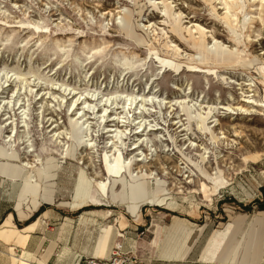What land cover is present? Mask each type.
Wrapping results in <instances>:
<instances>
[{
  "label": "rangeland",
  "instance_id": "obj_1",
  "mask_svg": "<svg viewBox=\"0 0 264 264\" xmlns=\"http://www.w3.org/2000/svg\"><path fill=\"white\" fill-rule=\"evenodd\" d=\"M155 1L162 3L153 6V0H0V125L5 126L0 145L6 150V156H0V214L10 210L20 234L31 229L32 242L45 236L48 242L57 241L69 254L90 249L100 230L110 225L109 252L133 251L142 263L136 248H148L158 255L195 243L193 254L198 255L199 263L264 264V0L262 7L259 0ZM240 3L241 9L237 8ZM166 4L173 13L171 17L161 11ZM124 8L132 10L135 33L145 42L136 43L120 31L118 17ZM105 10L110 15L104 14ZM227 11L238 42L223 18ZM259 11L262 21L257 18ZM246 13L256 18L244 26ZM176 16L179 23L174 20ZM142 24L151 29L142 30ZM194 24L207 30L204 38L208 45L214 37L229 49L237 48L238 65L198 61L186 32ZM167 41L177 45V56L164 46ZM189 56H193L192 61ZM241 59L251 60V64L241 66ZM65 86L83 94L87 90L100 91L101 103L113 92L119 93L120 105L126 103V94L154 95L161 103L163 99L167 102L161 105L160 113L152 103L144 114L151 124L152 120L162 123L163 118L170 134L175 127L173 118L181 113L177 109L173 114V105L176 99L186 96L183 92L189 91V98L201 106L242 105L248 109L234 110L232 114L213 111L206 122L217 135L215 142L194 124L193 132L177 138L162 129L149 131L146 126L152 140V132H160L166 140L152 146L157 154L142 144L146 161L136 164L166 178L169 195L160 203L141 204L136 215L128 211L129 201L111 199L109 193L98 196L100 206L90 203V198H79L76 159L61 158L62 149L58 151L59 147L50 145L59 164L52 181L54 201L40 205L25 195L32 188L13 168L43 155L33 136L26 140L25 132H31L38 123L44 98L55 105L54 109L62 104L68 108L71 93H63L64 102L68 100L65 103L51 96ZM247 96L258 105L244 104L242 100ZM7 116L14 119L18 132L19 140L13 148L3 138L12 135L13 124L8 123L11 120H6ZM182 123L187 125L185 118ZM135 127L131 125V134ZM102 135L104 139L98 141L96 152L83 147L76 154L87 161L91 159L86 163L88 174L97 172L99 179L107 176L102 162L107 137ZM190 141L195 145L191 146ZM131 142L132 139L126 141L124 148H132ZM30 148L34 151L26 153ZM14 150L18 159L9 157ZM201 169L216 178L205 177ZM151 186H155L153 181ZM94 189L95 185L89 184L83 192ZM118 189L119 186L115 188ZM13 243L0 242V264L25 259L26 255L17 252ZM122 243L131 246L125 249ZM255 249L259 257L254 260Z\"/></svg>",
  "mask_w": 264,
  "mask_h": 264
},
{
  "label": "bare ground",
  "instance_id": "obj_2",
  "mask_svg": "<svg viewBox=\"0 0 264 264\" xmlns=\"http://www.w3.org/2000/svg\"><path fill=\"white\" fill-rule=\"evenodd\" d=\"M151 0H148L150 2ZM231 2L233 0H230ZM257 1V0H255ZM260 1V7H262L263 0ZM153 6L155 4L162 3V1L156 2L153 0ZM237 8H243V4L240 3ZM228 9V6L226 7ZM163 15L168 17L173 16L171 12V8L168 4L164 5L161 9ZM118 13V11H116ZM228 11L226 15L223 17L225 19V23L229 26L230 30L233 33L234 39L236 42L239 41L238 35L236 33L235 28L231 25V22L228 21ZM104 14L110 15L109 11H104ZM249 13H246L243 16V25H250L256 17L248 16ZM259 21H262L260 18V11L258 12ZM175 22L179 23L180 18L176 16L174 18ZM19 23L21 20L18 21ZM139 24L137 23V26ZM142 30L151 29L150 25L142 24ZM118 27L124 36L131 38L136 43L145 42L142 36H138L136 32L135 22L132 19V10L129 8H124L121 11L120 16L118 17ZM188 33V39L190 40L191 47L196 50V59L200 62H208L212 60L213 64L225 65L235 67L238 65V61H236V57L239 56V50L237 48L229 49L224 46L222 43L218 42L213 37V42L208 45L205 40V34L207 30L199 25L194 24L189 29L186 30ZM194 34H198L195 36ZM248 38V37H247ZM171 41H167L164 43V46L167 49H170L174 56L179 54V48L177 45L170 44ZM157 57V56H156ZM188 60L192 61L193 56H189ZM236 61V62H235ZM241 66H248L251 64V60L241 59ZM127 65V64H124ZM132 66V65H129ZM179 65L177 64V69ZM198 71V70H188ZM244 85H251L250 83H245ZM175 89L180 90V87H175ZM55 90V89H54ZM56 93H51L52 98L59 102L65 103L68 100L65 99L64 96L66 94H70L68 108L65 107V104L61 106L58 105L57 109H54L53 104L44 98L40 103V111H39V120L38 123L32 128L31 132H25L27 136L25 137L27 141H29V137L33 136L36 144H39L43 155L38 157V155L34 156V162L25 161L23 164L16 166V169L19 173L23 174L24 181L29 183L32 187H37L39 190L37 193L30 195L33 200L37 202L41 201H53V178L56 176L55 170L58 167L57 157H54V153L49 148L50 145H54L55 147H59L58 151L61 149V154L63 159L68 157H73L76 159L77 164L79 166V179L78 185L80 187L79 198H90L91 202L98 203L97 196H107L109 193V197L113 199L114 197H119L122 201H129L130 204L127 205L128 211L131 214L136 215L138 213L139 207L141 204L146 202H162L163 198L168 194L166 183V178H161L157 176V173H153L150 169H142L136 163L137 162H145L146 154L141 150L140 146L142 144L149 145L152 151L157 154V150L155 147H152L155 143H162L166 139L159 133H154V139L152 140L148 136V131H154L158 129H162L164 131H168L169 124L166 126V121L161 118L162 123H157L150 118L147 119L145 116V111L148 110L150 104H155L158 106V112L162 111L161 105L166 103L167 101L162 99V103L157 101V97L154 95L148 96L145 93L140 94H126L125 102L120 105V98H118L117 92H113L106 97L104 103H101V96L103 95L100 91L87 90L85 94L78 92V90L74 88H69L65 86L64 88H59ZM72 91V92H71ZM2 93V90L0 91ZM187 91L183 92V95H186L182 99H176L173 106H175V110L173 114L177 113V109L180 110V115L175 116L173 118L174 122L172 126H175L172 131L173 133L169 135L170 137L173 135L176 138L182 137L188 134L187 132H193V125L196 126L197 129L207 133L209 139L212 142L217 140V135L214 133L212 127L207 124L210 122H206L207 118H211L213 115V111L217 110H225L229 111L230 114L234 110L239 111H247L248 107H244L242 105L237 107H231L230 105H205L202 106L197 101H192L193 99L189 98ZM102 94V95H101ZM78 95L76 98H74ZM101 95V96H100ZM122 95V94H120ZM253 96V95H252ZM59 100H58V99ZM251 96H247L246 100H242L244 104L248 105H258L255 103V99H250ZM41 99V98H40ZM57 99V100H56ZM264 100V95H263ZM122 108L121 111H117L119 107ZM172 106V107H173ZM20 107V106H19ZM18 107V109H19ZM80 107V108H79ZM151 107V106H150ZM23 114L27 116L26 108L22 107ZM132 109V110H131ZM1 110V108H0ZM134 110H138L135 116ZM151 115H148L150 117ZM11 121L9 124H13L12 126V135L3 136L4 143L10 145L12 148L15 146L16 141L18 142V132L14 119H11V116L6 117ZM186 119L187 125L183 126L182 120ZM136 120V121H135ZM135 121V122H134ZM215 125L218 123L217 119ZM8 124V125H9ZM131 125L136 126L134 132L131 134ZM146 126L148 129L146 130ZM203 127V128H202ZM5 126L0 125V136L4 134ZM146 130V131H145ZM30 133V134H28ZM222 134V132H219ZM106 134L105 138V149L103 150L102 162L105 167L106 177L104 179L98 178V173L94 172L93 175L88 174L87 162L91 161L89 158L87 161L86 157L76 156L77 150L84 148H88L94 152L98 150L97 145L98 141H103V135ZM142 136V137H141ZM220 138H224L221 136ZM132 139L130 145L132 148L128 150L124 148L125 142ZM219 139V138H218ZM190 145L194 146L195 143L190 141ZM31 146V143L26 146L28 148ZM11 151L9 153L10 158L18 159V153ZM34 149H27L26 153L33 152ZM0 156H6V150L2 145H0ZM129 156V157H128ZM201 161H204V156L201 154ZM91 167V166H90ZM204 176L211 180L216 178L214 176L207 175L204 169L200 170ZM190 175L192 172L190 171ZM186 177H189L187 175ZM214 178V179H213ZM154 182L155 186L152 188L151 182ZM193 180L187 181L188 183ZM89 184L95 185V189L90 193H84L83 189H85ZM119 186V189L116 191L115 188ZM204 184L201 183V192L205 194ZM87 190V189H86ZM182 192V190H179ZM196 192L195 190H193ZM86 192V191H85ZM85 196H84V195ZM99 205V204H97ZM107 239H103L99 243V248L104 247ZM102 258V257H97ZM45 258L43 260L33 258L37 264L44 263ZM13 264H29L27 260L24 258H19L18 260H14Z\"/></svg>",
  "mask_w": 264,
  "mask_h": 264
},
{
  "label": "crops",
  "instance_id": "obj_3",
  "mask_svg": "<svg viewBox=\"0 0 264 264\" xmlns=\"http://www.w3.org/2000/svg\"><path fill=\"white\" fill-rule=\"evenodd\" d=\"M13 171L21 174L17 171L16 167L13 168ZM79 172V171H78ZM79 175V174H78ZM54 179V178H53ZM53 181V180H52ZM26 183V182H25ZM29 188H32L30 191L25 193V195L32 199L30 195L38 192L37 187H32L29 183H26ZM54 191V187H53ZM54 194V192H53ZM97 200L101 197H96ZM32 201H35L32 199ZM54 201V200H53ZM49 201H41L35 203L42 204ZM95 206H100V201L98 200L99 205L95 204L96 202H90ZM35 214L32 215L31 218H34ZM29 226V225H27ZM25 226V227H27ZM110 225L105 226L102 230H100L99 235L96 237V240L93 246L89 248L81 249L78 253L73 251L72 253H68L66 248L60 247L57 241H50L45 236H38L34 242H32L33 231L31 229H27L20 234L18 229L15 228L14 224V216L13 213L9 210L6 212H2L0 214V242L2 241H12L13 245L17 246L16 251H21L25 254V260L29 262V264H37L33 260V258H37L43 260L45 258L44 263L42 264H82L83 260L86 257L94 256V257H106L109 254V245L111 243V230ZM40 234V233H39ZM41 235V234H40ZM35 238V237H34ZM107 239L104 247L99 248V243L103 239ZM1 246V245H0ZM122 248H127L131 245L122 243ZM194 246L195 243L186 244L182 249L179 247H175V249H171L167 251L165 254H156L152 253L147 249H139L136 248L139 257L143 259V264H203L198 262V255L194 256ZM254 260L259 257V251L255 249ZM216 264V263H211ZM217 264H231L219 262Z\"/></svg>",
  "mask_w": 264,
  "mask_h": 264
},
{
  "label": "built area",
  "instance_id": "obj_4",
  "mask_svg": "<svg viewBox=\"0 0 264 264\" xmlns=\"http://www.w3.org/2000/svg\"><path fill=\"white\" fill-rule=\"evenodd\" d=\"M82 264H143L133 251H120L115 249L108 257L97 258L90 256Z\"/></svg>",
  "mask_w": 264,
  "mask_h": 264
},
{
  "label": "trees",
  "instance_id": "obj_5",
  "mask_svg": "<svg viewBox=\"0 0 264 264\" xmlns=\"http://www.w3.org/2000/svg\"><path fill=\"white\" fill-rule=\"evenodd\" d=\"M261 209H263V208H261Z\"/></svg>",
  "mask_w": 264,
  "mask_h": 264
}]
</instances>
